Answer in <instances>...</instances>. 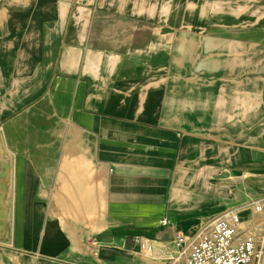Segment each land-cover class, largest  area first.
I'll use <instances>...</instances> for the list:
<instances>
[{"label": "crops", "instance_id": "crops-1", "mask_svg": "<svg viewBox=\"0 0 264 264\" xmlns=\"http://www.w3.org/2000/svg\"><path fill=\"white\" fill-rule=\"evenodd\" d=\"M32 107L53 138L7 147L3 264H174L177 233L244 206L224 172L264 188V0H0V116Z\"/></svg>", "mask_w": 264, "mask_h": 264}, {"label": "built area", "instance_id": "built-area-1", "mask_svg": "<svg viewBox=\"0 0 264 264\" xmlns=\"http://www.w3.org/2000/svg\"><path fill=\"white\" fill-rule=\"evenodd\" d=\"M251 207L264 214V198L252 199L244 206L225 209L201 226L192 235H175L172 259L174 264H261L264 251V219L242 227L241 209ZM166 223L165 219L160 221ZM144 253L152 245L135 240Z\"/></svg>", "mask_w": 264, "mask_h": 264}, {"label": "rangeland", "instance_id": "rangeland-1", "mask_svg": "<svg viewBox=\"0 0 264 264\" xmlns=\"http://www.w3.org/2000/svg\"><path fill=\"white\" fill-rule=\"evenodd\" d=\"M144 14L145 16L150 15V13H144ZM162 14L165 16L160 17V19L164 18L166 20L171 18L170 16L173 15V13L171 12H163ZM202 18H203L202 12H190V19L200 20ZM199 39L201 38L199 37ZM197 46L198 48L202 47L201 40H198ZM213 54L216 53L214 52ZM206 82L210 83L211 82L210 78L207 79L205 78V80L202 81V84H205ZM248 110H252V109H246V111ZM48 114H49V110L46 108L32 107L20 111L15 116L8 117V114L4 116H0V129L4 134L6 146L11 150H14L17 147L25 150L26 148L31 146L38 147L40 144L49 143L50 139L53 138L52 132H53L54 124H51L49 122V118L47 116ZM30 136L32 137L31 139H29ZM239 141L241 145L242 142L246 143L242 141L241 137L232 139L233 144L234 143L239 144L238 143ZM212 142L216 143L215 141ZM14 151L17 152V150ZM17 167L18 164L16 165V168ZM224 174H225L224 178L226 180V183L228 182L229 191H230L229 207L232 205L236 206L238 204L246 205L255 197L264 198V188L260 187L261 185H256V186L251 185L252 182H249L248 179H244L241 176V174L238 173L237 171L229 170L228 172H224ZM254 174H255L254 178H257L261 182L264 181V171ZM14 175L16 181V187H15L16 192L13 200V228H12L13 238H15L16 236L15 233H17L20 227L19 216H21L20 212L22 207L18 195L19 192L18 181L20 179V173L18 172L17 169ZM247 208L249 207L247 206ZM248 219L249 218H247L246 221ZM11 246L6 244H0V264L10 263V258H9L10 256H8L9 252L7 250L11 249Z\"/></svg>", "mask_w": 264, "mask_h": 264}, {"label": "water", "instance_id": "water-1", "mask_svg": "<svg viewBox=\"0 0 264 264\" xmlns=\"http://www.w3.org/2000/svg\"><path fill=\"white\" fill-rule=\"evenodd\" d=\"M14 157L0 129V244L12 240Z\"/></svg>", "mask_w": 264, "mask_h": 264}, {"label": "bare ground", "instance_id": "bare-ground-1", "mask_svg": "<svg viewBox=\"0 0 264 264\" xmlns=\"http://www.w3.org/2000/svg\"><path fill=\"white\" fill-rule=\"evenodd\" d=\"M153 246H155V245H153ZM170 246V245H169ZM155 248V247H154Z\"/></svg>", "mask_w": 264, "mask_h": 264}]
</instances>
